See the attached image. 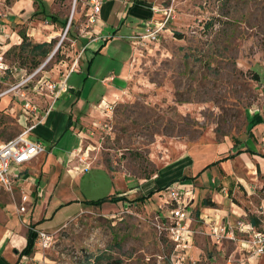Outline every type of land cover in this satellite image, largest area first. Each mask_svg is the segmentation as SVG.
<instances>
[{"label":"rangeland","instance_id":"rangeland-1","mask_svg":"<svg viewBox=\"0 0 264 264\" xmlns=\"http://www.w3.org/2000/svg\"><path fill=\"white\" fill-rule=\"evenodd\" d=\"M21 1H30L31 5V0H0V16L9 35L17 32L22 37L24 32L35 43L45 41L55 31L59 36L52 41L50 55L64 39L35 80L61 64L73 67L78 54L73 39L91 32L86 28L85 0H45L49 14L57 16L63 28L53 25L50 18L33 17L31 6L29 13L24 8L15 19L4 18L8 7L14 8ZM153 1L158 8L172 9V19L158 42L135 45L130 89L115 106L113 115L100 128L92 127L93 133L88 132L84 140L88 155L78 158L91 167L105 165L115 173V180L105 170L93 167L73 182L67 194L54 197L47 207L46 193L37 200L32 198L36 203L33 218H45L40 224L53 230L50 234L56 239L54 247L44 253L47 264H90L89 257L101 255L102 264H169L167 257L174 245L160 228L161 219L170 215L164 205L167 188L145 202L136 201L142 192L126 196L128 203H113L106 210L86 206L89 210L79 214L76 203L61 205L67 200L95 201L111 191L116 193L121 190L119 178H125L128 190H136L142 181L156 178L168 167L172 169L178 160L196 150L213 164L232 155L236 144L244 145L248 112L254 108L264 111V0ZM162 16L158 14L157 20L162 21ZM62 20L67 21L66 25ZM48 25L50 28L45 27ZM28 33L38 36L29 37ZM22 43L6 53L7 62L30 74L50 55L36 59L42 63L35 69L31 56L19 48ZM20 75H8V84L21 81L25 73ZM5 88L1 85L0 91ZM27 95L32 98L36 92L29 90ZM4 122L13 128L14 137L20 133L14 120L0 118V125ZM67 141L72 144L75 139L68 134ZM231 163L229 175L222 171L215 174V168L208 165L195 172L197 179H192L190 188L195 197L198 194L197 205L212 200L217 193L220 196L215 198L220 202L213 208L226 209L232 224L255 218L264 225V158L259 164L251 165L240 158ZM184 176L191 178L192 174L186 171ZM201 237L210 250L206 251L207 263L200 264L250 263L240 245L225 241L223 249H214L208 236ZM209 254L215 258L210 257L212 262Z\"/></svg>","mask_w":264,"mask_h":264},{"label":"crops","instance_id":"crops-1","mask_svg":"<svg viewBox=\"0 0 264 264\" xmlns=\"http://www.w3.org/2000/svg\"><path fill=\"white\" fill-rule=\"evenodd\" d=\"M29 2H16L14 8L8 7L7 14L13 20L17 13L25 10L24 8H26V13H29L30 6L34 13L33 1L31 0V5ZM155 8L156 4L153 0H107L102 6L98 23L91 28L90 33H87V37L80 35L73 39V44L78 52L75 57L77 61L73 67H69L65 63L56 66L58 71L53 69L46 72V77L52 82L58 84L66 82V91L56 101L53 100V96L49 92H37L32 97L33 99L30 98L44 112H47L53 106L50 112L45 115L44 120L37 125L31 134L32 139L39 140L45 144L46 152L32 162L13 169L15 180L13 192H8L0 186V264H44L46 262H44L45 254L38 247L37 239L33 240V233L37 234L38 231L50 233L53 230H47L43 228V224H40L42 219L44 220L45 218H41V220L40 218H33L36 203H32V198L37 200L39 197H44L46 193L49 199L48 204H46L47 207L54 197L62 196L64 193L67 194L73 182L75 183L76 180L84 177L93 167L105 170L114 179L115 173L105 165L100 164L91 167V165L85 164L83 159L79 161L78 158H84L88 155L89 151L86 152L84 149V140L88 136V132L93 133L92 127L100 128L105 119L107 120L111 117L110 114L106 113L105 108H101L100 105L103 103L104 105L113 106L114 109L110 113H114L115 106L124 100L126 92L130 89L133 61L135 59L133 56L137 52L133 37L143 32L148 21L157 20L154 12ZM62 21L63 23L66 22ZM53 25L62 27L59 26V23ZM53 25L51 28H55ZM45 27L50 28L49 25ZM7 31L9 32V29ZM36 35V33H28L29 37H35ZM14 36L17 37L19 35L15 32ZM58 36L59 33L53 31L49 37H46L45 41L34 42L35 44L51 43ZM3 45L6 50H9L14 46V41L13 44L8 42L3 43ZM20 74L22 72L16 74L14 78ZM7 84L8 81L6 79L0 82V86H7ZM23 106L24 102L15 98L14 95L5 96L0 100V118L5 117L14 120L20 133L30 123L23 114ZM248 118L247 140L244 145L232 150V155L234 156L226 160V163L213 166L215 174L222 171L229 175L230 167H232L231 161L237 158H240L241 161L249 162L251 165L252 163L259 164L263 160L264 111L255 110L254 108L248 112ZM12 131L13 128L7 127L5 122L0 125V145L14 138ZM68 134H71L75 139L72 144L67 141ZM238 152L241 153L237 155ZM205 160L206 155L196 150L195 154L191 153L178 160L172 169L168 167V171L164 169L156 178L142 181L140 188L136 190H128L125 178H119L121 180L119 189L121 190L116 193L111 191L109 196L105 198L117 195L130 196L138 192H142L143 196H148L160 188L178 183V180L182 179L186 171H190L191 177L197 179L195 178V172H199L201 168L210 164ZM200 178L199 180H201ZM206 179L210 182L209 178ZM174 181L176 182L170 184ZM192 181L191 179L182 181L183 183L181 184L190 189L192 186L190 184H193ZM129 182H134V180ZM194 189L196 192V187ZM196 195L198 196L197 193ZM24 196L28 197L26 202H23ZM197 196L196 200L191 204L194 219L191 223L192 228L198 231H205L207 230V223L211 220H216V217L223 220L230 219L226 209H215L202 205L199 207L197 205ZM219 196L217 193L213 196L212 202L216 205L220 201L215 197L218 198ZM86 202L84 200H67L61 206L76 203L80 210L79 214H81L89 210L86 206L90 205H87ZM111 204L113 203L107 202L97 208L110 209ZM114 204L124 205L126 203L119 202ZM22 206L26 207L25 212H20ZM46 209L44 210L45 214L47 212ZM45 214H42V217ZM250 221L258 227L264 226L254 223L253 219ZM201 235L203 234L195 235L192 249L190 250V255L195 263L190 261L188 264L207 263L205 262L207 258L205 257L206 251L210 249L207 243L203 241ZM212 245L214 249H223V246L218 247L213 242ZM240 251L244 253L242 249ZM246 256L248 257V255ZM210 257L215 260L213 255L209 254V262H212ZM247 259H249V264L264 263V258L248 257Z\"/></svg>","mask_w":264,"mask_h":264},{"label":"built area","instance_id":"built-area-1","mask_svg":"<svg viewBox=\"0 0 264 264\" xmlns=\"http://www.w3.org/2000/svg\"><path fill=\"white\" fill-rule=\"evenodd\" d=\"M106 1L107 0H85L88 6L86 28H92L98 23L102 6ZM76 2L77 0H75V3ZM154 12L156 16L163 13L162 21H155V19L148 21L143 32L133 37L136 45L144 46L147 43L158 42L160 35L166 28L170 19H172V9H161L156 7ZM1 17L2 16H0V82L5 79L7 80L8 75L16 76L19 72H24L25 77L17 83L7 84V88L0 91V100L5 96L14 95L15 98L23 101V114L30 122L22 133L10 139L5 144L0 145V186L8 192H13L15 188L13 169L32 162L38 156L46 152L45 144L39 140L32 139L31 134L37 125L44 120L45 115L48 114L47 112H50L53 106L50 107L47 112H44L28 97L27 91L31 90L36 93H42L46 90V93H51L54 101L66 91V82L61 84L54 83L46 77V74L41 77V80H35L36 76L45 70L46 66L52 61L62 47L64 39L49 58H47L45 63L33 73L29 74L19 66L11 67L7 62L6 53L8 50L5 49L3 43L13 42L15 36L9 35L6 24L3 21L4 19ZM4 18H9V15L4 16ZM69 23L68 28L71 25V21ZM68 30L69 29H67V31ZM22 42L23 38L17 36L14 45ZM100 107H104L106 113L112 116L113 113H110V111H113V106L104 105L102 103ZM165 193L167 194V199L164 201V205L169 209L170 215L169 217H163V219H161L162 226H160V228L167 232L174 245L173 252L167 257L169 264H188L190 261L195 263L190 255V250L192 249L196 234H205L218 247L223 246L225 241H231V243L240 245L244 254L248 255L249 258H264V226L258 227L251 221L242 219L232 224L230 220H223L216 217V220H211L207 223V230L205 232L198 231L191 227V223L194 220L191 204L196 200L192 189L178 182L168 186ZM27 200L28 197L24 196L23 202ZM25 211L26 207L22 206L20 212ZM55 242L56 239L54 235L45 231L37 232V244L44 253L51 250Z\"/></svg>","mask_w":264,"mask_h":264},{"label":"trees","instance_id":"trees-1","mask_svg":"<svg viewBox=\"0 0 264 264\" xmlns=\"http://www.w3.org/2000/svg\"><path fill=\"white\" fill-rule=\"evenodd\" d=\"M32 1H33L34 6L36 7V10H35V12L32 15L33 17L50 18V19H52L54 24H57V23L60 22L57 16L49 14V12H48L49 11L48 3L45 0H32ZM66 23H67V21L64 22L63 24L66 25ZM178 36H180V35H178ZM22 37H23V43L21 44V46H19V48L21 50H23V51H27V56H31V58L35 62L33 64L34 65L33 68L36 69L42 63V62H40L39 60H36V59H45V58H47L50 55V53H51V48H52L53 43L52 42L51 43H39V44L38 43H36V44L32 43L24 32L22 33ZM11 49L7 52V54L10 53ZM235 146L238 147L239 144L238 145L236 144ZM240 153L241 152H238L237 155L240 154ZM233 156L234 155H230V156H227V157H225L223 159H220L219 161L207 166V168L212 167V166H217L221 162L231 159ZM190 179L192 180L193 178L192 177L190 178V177H187V176H183L181 181H186V180H190ZM175 182L176 181H174V182H172L170 184H173ZM168 186H166L164 188H160L157 191L150 193L148 196H141L140 198L136 199V201L137 202H145L146 200L151 199L155 195V193L161 192L162 190L166 189ZM107 202H112V203H119V202L123 203L124 202V203H128L129 201H128L126 195H117V196H112L110 198H102V199H98V200H95V201H87L86 204L90 205V206H94V207H101L103 204H105ZM202 205L204 207H215L216 206V204L213 203L212 200H209V199L203 200ZM253 221L256 224L259 223L258 220H256L255 218H253ZM33 235H34V239L33 240L35 241L37 239V234L33 233ZM90 258L91 257H89L87 259V261L90 262V264H91V259L94 260L92 264H102V260L104 259V256L101 255V256H98V257L94 256L91 259Z\"/></svg>","mask_w":264,"mask_h":264},{"label":"bare ground","instance_id":"bare-ground-1","mask_svg":"<svg viewBox=\"0 0 264 264\" xmlns=\"http://www.w3.org/2000/svg\"><path fill=\"white\" fill-rule=\"evenodd\" d=\"M74 13V12H73Z\"/></svg>","mask_w":264,"mask_h":264}]
</instances>
